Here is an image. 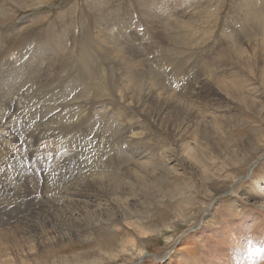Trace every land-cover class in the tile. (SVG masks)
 I'll use <instances>...</instances> for the list:
<instances>
[{"label": "rangeland", "instance_id": "1", "mask_svg": "<svg viewBox=\"0 0 264 264\" xmlns=\"http://www.w3.org/2000/svg\"><path fill=\"white\" fill-rule=\"evenodd\" d=\"M263 42L264 0H0V264H264Z\"/></svg>", "mask_w": 264, "mask_h": 264}, {"label": "bare ground", "instance_id": "2", "mask_svg": "<svg viewBox=\"0 0 264 264\" xmlns=\"http://www.w3.org/2000/svg\"><path fill=\"white\" fill-rule=\"evenodd\" d=\"M177 2H179V1H177ZM156 19H157V18H156ZM167 21H168V20H167ZM233 23H234V22H233ZM179 27H180V26H179ZM144 32H145V31H144ZM184 34H185V33H184ZM187 34H188V33H187ZM187 34H186V35H187ZM245 34H246L247 36L251 37V36H253V35H255V34H258V33H245ZM16 35H17V34H16ZM113 35H114V34H113ZM114 36H116V35H114ZM181 36H182V35H181ZM243 36H244V35H243ZM256 36H257V35H256ZM177 38H178V37H177ZM191 38H192V37H191ZM239 38H240V37H239ZM254 38H255V37H254ZM141 39H142V38H141ZM146 39H147V38H146ZM143 40H144V39H143ZM179 40H180V39H179ZM260 40H261V39H260ZM49 41H50V40H49ZM169 41H170V40H169ZM181 41H182V40H181ZM176 42H177V40H176ZM182 42H183V41H182ZM185 42H186V40H185ZM192 42H193V41H192ZM148 43H149V42H148ZM148 43H146V44H148ZM156 43H157V42H156ZM187 43H188V42H187ZM263 43H264V42H263ZM149 44H150V43H149ZM29 45H30V44H29ZM173 45H174V43H173ZM31 46H32V45H31ZM146 46H147V45H146ZM142 47H143V46H142ZM23 48H25V47H23ZM49 48H50V47H49ZM154 48H155V47H154ZM161 49H162V48H161ZM237 49H238V48H237ZM26 50H27V49H26ZM56 50H57V49H56ZM116 50H117V49H116ZM24 51H25V50H24ZM84 51H85V50H84ZM141 51H142V50H141ZM160 51H162V50H160ZM222 51H223V50H222ZM234 51H235V50H234ZM45 52H46V51H45ZM52 52H53V51H52ZM54 52H55V51H54ZM85 52H86V51H85ZM121 52H122V51H121ZM118 53H119V52H118ZM156 53H157V52H156ZM223 53H224V51H223ZM232 53H233V52H232ZM122 54H123V53H122ZM148 54H149V53H148ZM157 54H158V53H157ZM225 54H226V53H225ZM235 54H236V53H235ZM237 54H238V53H237ZM85 55H86V54H85ZM158 55H159V54H158ZM221 55H222V54H221ZM221 55H220V56H221ZM31 56H32V55H31ZM222 56H224V55H222ZM91 57H92V56H91ZM32 58H33V57H32ZM80 58H81V57H80ZM114 58H115V57H114ZM163 58H164V57H163ZM218 58H219V57H218ZM221 58H222V57H221ZM226 58H227V57H226ZM236 58H237V57H236ZM16 59H17V58H16ZM159 59H160V58H159ZM230 60H231V58H230ZM235 60H236V59H235ZM235 60H234V61H235ZM29 61H30V60H29ZM34 61H35V60H34ZM41 61H43V60H41ZM164 61H165V60H164ZM39 62H40V61H39ZM83 62H84V61H83ZM181 62H182V61H181ZM18 63H19V62H18ZM79 63H80V62H79ZM84 63H85V62H84ZM86 63H87V62H86ZM27 64H28V63H27ZM33 64H34V63H33ZM41 64H42V63H41ZM190 64H191V63H190ZM88 66H89V65H88ZM207 66H208V65H207ZM33 67H34V66H33ZM86 67H87V66H86ZM16 68H17V67H16ZM35 68H36V67H35ZM38 68H39V67H38ZM73 68H74V67H73ZM83 68H85L84 65H83ZM87 68H88V67H87ZM87 68H86V69H87ZM33 69H34V68H33ZM74 69H75V68H74ZM79 69H80V68H79ZM39 70H41V69H39ZM82 70H83V69H82ZM82 70H81V72H82ZM88 70H89V69H88ZM141 70H142V69H141ZM143 70H144V69H143ZM150 70H151V69H150ZM71 71H72V70H71ZM83 71H84V70H83ZM74 72H75V70H74ZM89 72H90V70H89ZM209 72H210V70H209ZM25 73H26V72H25ZM31 73H32V72H31ZM79 73H80V71H79ZM82 73H83V72H82ZM129 74H130V73H129ZM19 75H20V74H19ZM81 75H82V74H81ZM81 75H80V77H81ZM91 75H92V73H91ZM218 75H219V74H218ZM220 75H221V74H220ZM93 76H94V75H93ZM129 76H130V75H129ZM191 76H192V75H191ZM208 76H209V75H208ZM51 77H52V76H51ZM75 77H76V75H75ZM109 77H110V76H109ZM112 77H113V76H112ZM135 77H136V76H135ZM22 78H23V77H22ZM37 78H38V76H37ZM37 78H36V79H37ZM89 78H90V76H89ZM91 78H93V77H91ZM91 78H90V79H91ZM136 78H137V77H136ZM189 78H190V77H189ZM19 79H20V77H19ZM36 79H35V80H36ZM76 79H77V78H76ZM90 79H89V80H90ZM111 79L113 80V78H111ZM209 79H210V78H209ZM214 79H215V78H214ZM66 80H67V79H66ZM126 80H127V79H126ZM128 80H129V79H128ZM134 80H135V79H134ZM207 80H208V79H207ZM64 81H65V80H64ZM71 81H73V80H71ZM93 81H94V80H93ZM95 81H96V80H95ZM110 81H111V80H110ZM123 81H124V80H123ZM22 82H23V81H22ZM73 82H74V81H73ZM124 82H125V81H124ZM126 82H127V81H126ZM214 82H216V81H214ZM26 83H27V82H26ZM34 83H35V82H34ZM120 83H121V80H120ZM134 83H135V82H134ZM134 83H133V84H134ZM67 84H68V83H67ZM73 84H74V83H73ZM108 84H109V83H108ZM110 84H111V83H110ZM115 84H116V83H115ZM40 85H41V84H40ZM64 85H65V83H64ZM71 85H72V84H71ZM85 85H86V83H85ZM127 85H128V84H127ZM127 85H126V86H127ZM129 85H130V83H129ZM135 85H136V84H135ZM138 85H140V84H138ZM220 85H221V84H220ZM41 86H42V85H41ZM62 86H63V85H62ZM65 86H66V85H65ZM74 86H75V84H74ZM90 86H91V85H90ZM106 86H109V85H106ZM111 86H112V85H111ZM152 86H153V85L151 84V87H152ZM218 86H219V85H218ZM218 86H217V87H218ZM21 87H22V86H21ZM36 87H37V86H36ZM42 87H43V86H42ZM121 87H122V86H121ZM130 87H131V86H130ZM220 87H221V86H220ZM43 88H44V87H43ZM75 88H76V87H75ZM106 88H107V87H106ZM109 88H110V86H109ZM111 88H114V87H111ZM152 88H153V87H152ZM68 89H69V88H68ZM82 89H83V88H82ZM126 89H127V88H125V90H126ZM102 90H103V89H102ZM104 90H105V89H104ZM127 90H128V89H127ZM114 91H115V90H114ZM123 91H124V89H123ZM8 92H10V91H8ZM68 92H69V91H68ZM74 92H77V91H74ZM83 92H85V91H83ZM93 92H94V91H93ZM100 92H101V91H100ZM120 92H121V91H120ZM120 92H119V93H120ZM127 92H128V91H127ZM123 93L125 94V92H123ZM57 94H58V93H57ZM68 94H69V93H68ZM75 94H77V93H75ZM80 94L82 95V93H80ZM84 94H85V93H84ZM86 94H87V93H86ZM95 94H96V93H95ZM98 94H99V93H98ZM107 94H108V93H107ZM21 95H23V94H21ZM58 95H59V94H58ZM93 95H94V94H93ZM54 96H56V95H54ZM54 96H53V97H54ZM76 96H77V95H76ZM94 96H95V95H94ZM97 96H99V95H97ZM122 96H123V95H122ZM17 97H19V96H17ZM32 97H33V96H32ZM53 97H52V98H53ZM57 97H59V96H57ZM61 97H62V95H61ZM83 97H84V96H83ZM92 97H93V96H92ZM21 98H22V97H21ZM25 98H26V97H25ZM177 98H178V97H177ZM16 99H17V98H16ZM19 99H20V98H19ZM28 99H29V98H28ZM66 99H67V98H66ZM68 99H70V98H68ZM31 100H32V99H31ZM77 100H78V99H77ZM60 101H61V100H59V102H60ZM74 101H75V100H74ZM110 101H111V100H110ZM181 101H182V100H181ZM27 102H28V101H27ZM63 102H64V101H63ZM189 102H191V101L189 100ZM241 102H242V101H241ZM17 103H18V102H17ZM19 103H20V102H19ZM28 103H29V102H28ZM164 103H165V102H164ZM164 103H163V104H164ZM242 103H243V102H242ZM32 104H33V103H31V105H32ZM167 104H168V102H167ZM189 104H190V103H189ZM243 104H244V103H243ZM23 105H24V103H23ZM33 105H34V104H33ZM42 105H43V104H42ZM42 105H41V107H44V106H42ZM44 105H45V103H44ZM53 105H54V104H53ZM174 105H175V104H174ZM19 106H20V105H19ZM26 106H27V105H26ZM46 106H47V105H46ZM77 106H78V105H77ZM79 106H80V105H79ZM127 106H128V104H127ZM245 106H246V104H245ZM2 107H3V106H2ZM29 107H31V106H29ZM35 107H37V106H35ZM52 107H53V106H52ZM54 107H55V105H54ZM60 107L62 108V106H60ZM75 107H76V106H75ZM81 107H82V106H81ZM174 107H175V106H174ZM26 108H27V107H26ZM45 108H46V107H45ZM61 108H60V109H61ZM20 109H21V108H19V110H20ZM52 109H54V108H52ZM65 109H66V108H65ZM71 109H72V108H71ZM14 110H15V109H14ZM19 110H18V111H19ZM28 110H29V109H28ZM48 110H49V109H48ZM50 110H51V109H50ZM92 110H93V109H92ZM40 111H42V108H41ZM59 111H60V110H59ZM61 111H62V109H61ZM3 112H4V111H3ZM19 112H21V111H19ZM16 113H17V112H16ZM23 113H24V112H23ZM59 113H60V112H59ZM6 114H7V113H6ZM0 115H1V114H0ZM13 115H14V114H13ZM23 115H24V114H23ZM30 115H31V114H30ZM43 115H44V114H43ZM50 115H51V114H50ZM18 116H19V115H18ZM45 116H47V115H45ZM55 116H56V115H55ZM57 116H58V115H57ZM12 117H13V116H12ZM12 117H11V118H12ZM82 117H83V116H82ZM24 118H25V117H24ZM41 118H42V117H41ZM43 118H44V117H43ZM50 118H51V117H50ZM59 118H60V117H59ZM88 118H89V117H88ZM14 119H15V118H14ZM89 119H90V118H89ZM9 120H10V118H9ZM21 120H22V118H21ZM28 120L30 121V118H29ZM28 120H26V121H28ZM41 120H42V119H41ZM47 120H48V119H47ZM52 120H53V119H52ZM56 120H57V119H56ZM96 120H97V119H96ZM115 120H116V119H115ZM125 120L129 121L128 119H125ZM6 121H7V118H6ZM15 121H16V120H15ZM17 121H18V120H17ZM22 121H23V120H22ZM24 121H25V120H24ZM24 121H23V122H24ZM44 121H45V120H44ZM53 121H54V120H53ZM90 121H91V120H90ZM94 121H95V120H94ZM131 121H132V120H131ZM83 122H84V121H83ZM83 122H82V123H83ZM6 123H7V122H6ZM18 123H19V122H17V124H18ZM24 123H25V122H24ZM31 123H32V122H30V124H31ZM49 123H50V122H49ZM51 123H52V122H51ZM53 123H55V122H53ZM82 123H81V124H82ZM36 124H37V123H36ZM43 124H44V123H43ZM78 124H79V123H78ZM81 124H80V125H81ZM19 125H20V124H19ZM21 125H22V124H21ZM23 125H24V124H23ZM28 125H29V124H28ZM28 125H27V126H28ZM47 125H48V124H47ZM115 125H116V124H115ZM3 126H4V125H3ZM27 126H26V127H27ZM82 126H83V125H82ZM121 126H122V125H121ZM132 126H133V125H132ZM8 127H9V126H8ZM21 127H22V126H21ZM32 127H33V126H32ZM35 127H37V125H36V126L34 125L33 128H35ZM46 127H47V126H46ZM57 127H58V126H57ZM61 127H62V126H61ZM76 127H77V126H76ZM115 127H116V126H115ZM124 127H125V126H124ZM10 128H11V127H10ZM24 128H25V126H24ZM27 128H30V126L27 127ZM86 128H87V127H86ZM122 128H123V127H122ZM3 129H4V128H3ZM5 129H6V128H5ZM37 129H39V128H37ZM37 129H36V130H37ZM40 129H41V128H40ZM42 129L44 130L43 127H42ZM42 129H41V130H42ZM46 129H47V128H45V130H46ZM71 129H72V128H71ZM73 129H74V128H73ZM73 129H72V130H73ZM75 129H78V127L75 128ZM75 129H74V130H75ZM84 129H85V128H84ZM0 130H1V129H0ZM13 130H14V129H13ZM15 130H16V129H15ZM49 130H50V129H49ZM79 130H80V129H79ZM115 130H116V129H115ZM119 130H120V129H119ZM218 130H219V129H218ZM8 131H9V130H8ZM38 131H39V130H38ZM46 131H48V129H47ZM46 131H44V132H46ZM57 131L59 132V130H57ZM9 132H10V131H9ZM25 132H26V131H25ZM69 132H70V131H69ZM116 132H117V131H116ZM123 132H124V131H123ZM123 132H122V133H123ZM26 133H27V132H26ZM74 133H75V132H74ZM74 133L71 132L72 135H73ZM84 133H85V132H84ZM113 133H115V132H113ZM2 134H4V133H2ZM7 134H8V133H7ZM7 134H6V135H7ZM59 134H60V133H59ZM85 134H86V133H85ZM106 134H107V133H106ZM120 134H121V133H120ZM125 134H126V133H125ZM24 135H25V134H24ZM78 135H79V134H78ZM83 135H84V134H83ZM127 135H128V134H127ZM196 135H197V134H196ZM99 136H100V135H99ZM125 136H126V135H125ZM8 137H9V135H8ZM10 137H11V136H10ZM10 137H9V138H10ZM39 137H40V136H39ZM73 137H75V136H73ZM83 137H84V136H83ZM107 137H108V136H107ZM196 137H197V136H196ZM43 138H44V137H43ZM99 138H100V137H99ZM140 138H141V137H140ZM13 139H14V138H13ZM16 139H17V138H16ZM86 139H89V138H86ZM107 139H108V138H107ZM113 139H114V138H113ZM116 139H117V138H116ZM125 139H126V138H125ZM134 139H135V138H134ZM136 139H137V137H136ZM8 140H10V139H8ZM28 140H30V139H28ZM28 140H27V142H28ZM46 140H47V139H46ZM114 140H115V139H114ZM73 141H74L75 143H77V141H75V140H73ZM194 141H195V140H194ZM13 142H14V141H13ZM13 142H12V144H13ZM37 142H38V141H37ZM66 142H67V141H66ZM74 142H72V143H74ZM79 142H80V140H79ZM0 143H1V142H0ZM7 143H9V142L6 141V144H7ZM42 143H43V142H42ZM111 143H112V142H111ZM116 143H118V142H116ZM77 144H78V143H77ZM89 144H90V143H89ZM128 144H129V143H128ZM128 144H127V145H128ZM140 144H141V143H140ZM4 145H5V144H4ZM55 145H56V144H55ZM119 145H121V144H119ZM27 146H30V145H27ZM72 146H73V144H72ZM95 146H96V145H95ZM117 146H118V145H117ZM5 147H6V146H5ZM16 147H17V146H16ZM33 147H34V146H33ZM33 147H32V148H33ZM49 147H50V146H49ZM51 147H52V146H51ZM78 147H79V146H77V148H78ZM113 147H114V145H113ZM11 149H12V148H11ZM68 149H69V148H68ZM144 149H145V148H144ZM148 149H149V148H148ZM7 150H8V147H7ZM28 150H29V148H28ZM64 150H65V149H64ZM92 150H93V149H92ZM11 151H12V150H11ZM72 151H73V150H72ZM142 151H143V150H142ZM150 151H151V149H150ZM5 152H6V151H5ZM5 152H3V153H5ZM9 152H10V151H9ZM12 152H13V151H12ZM76 152H77V151H76ZM78 152H79V151H78ZM115 152H116V151H115ZM118 152H119V151H118ZM118 152H116V153H118ZM7 153H8V152H7ZM10 153H11V152H10ZM10 153H9V154H10ZM69 153H70V152H69ZM81 153H82V152H81ZM87 153H88V152H86V154H87ZM5 154H6V153H5ZM59 154H60V153H59ZM2 155H4V154H2ZM2 155H1V156H2ZM15 155H16V154H15ZM80 155H81V154H80ZM97 155H99V154H97ZM118 155H119V154H118ZM118 155H117V156H118ZM128 155H129V154H128ZM188 155H189V154H188ZM188 155H187V156H188ZM5 156H6V155H5ZM78 156H79V154H78ZM81 156H82V155H81ZM93 156H94V155H93ZM103 156H104V155H103ZM115 156H116V155H115ZM13 157H14V156H13ZM64 158H65V157H64ZM74 158H76V157H74ZM74 158H73V159H74ZM78 158H80V157H78ZM91 158H92V157H91ZM101 158H102V157H101ZM123 158H124V157H123ZM5 159H6V158H5ZM71 159H72V158H71ZM120 159H121V158H120ZM129 159H130V158H129ZM140 159H141V158H140ZM35 160H36V159H35ZM62 160H63V159H62ZM79 160H80V159H79ZM97 160H98V159H97ZM99 160H100V157H99ZM105 160H106V159H105ZM124 160H125V159H124ZM130 160H131V159H130ZM74 161H75V159H74ZM81 161H83V160H81ZM103 161H104V160H103ZM112 161H113V159H112ZM122 161H123V160H122ZM122 161H121V162H122ZM65 162H68V161L65 160ZM79 162H80V161H79ZM84 162H85V161H84ZM84 162H83V163H84ZM97 162H98V161H97ZM104 162H107V161H104ZM113 162H116V159H115ZM119 162H120V161H119ZM128 162H130V161H128ZM2 163H3V162H2ZM2 163H1V165H2ZM72 163H73V162H72ZM75 163H77V162H75ZM81 163H82V162H81ZM83 163H82V164H83ZM85 163H86V162H85ZM85 163H84V164H85ZM124 163H125V161H124ZM131 163H132V162H131ZM140 163H141V162H140ZM7 164H8V163H7ZM65 164H66V163H65ZM94 164H95V163H94ZM111 164H112V163H111ZM116 164H117V162H116ZM116 164H112V165L114 166V165H116ZM125 164H126V163H125ZM125 164H124V166H125ZM137 164H138V163H137ZM5 165H6V164H5ZM68 165H69V164H68ZM77 165H78V164H77ZM77 165H76V166H77ZM100 165H101V164H100ZM118 165H119V163H118ZM127 165H128V163H127ZM3 166H4V165H3ZM71 166H74V165L71 164ZM81 166H82V165H81ZM95 166H96V165H95ZM97 166H98V165H97ZM97 166H96V168H98ZM121 166H122V165H121ZM134 166H135V165H134ZM61 167H62V166H60V169H61ZM64 167H65V166H64ZM110 167H111V166H110ZM119 167H120V165H119ZM125 167H126V166H125ZM137 167H138V166H137ZM3 168H5V167H3ZM68 168H69V167H68ZM73 168H74V167H73ZM76 168H77V167H76ZM81 168H82V167H81ZM112 168H113V167H112ZM115 168H116V167H115ZM123 168H124V167H123ZM128 168H129V167H128ZM10 169H11V168H10ZM16 169H17V168H16ZM64 169H65V168H64ZM83 169L85 170L84 167H83ZM106 169H107V168H106ZM110 169H111V168H110ZM124 169H125V168H124ZM4 170H6V169H4ZM13 170H14V169H13ZM18 170L20 171V169H18ZM67 170H68V169H67ZM78 170H79V169H78ZM78 170H76V171L78 172ZM80 170H82V169H80ZM90 170H91V169H90ZM116 170H117V169H116ZM119 170H120V169H119ZM131 170H132V169H131ZM140 170H141V169H140ZM11 171H12V170H11ZM59 171H60V170H59ZM72 171H73V169H72ZM74 171H75V170H74ZM91 171H92V170H91ZM54 172H55V171H54ZM60 172H62V171H60ZM60 172H59V174H60ZM70 172H71V171H70ZM79 172H80V171H79ZM131 172H132V171H131ZM50 173H51V172H50ZM122 173H123V172H122ZM2 174H4V173H2ZM51 174H52V173H51ZM61 174H63V173H61ZM68 174H69V173H68ZM134 174H135V173H134ZM57 175H58V174H56L55 176H57ZM85 175H87V174L85 173ZM4 176H5V175H4ZM4 176H2V177H4ZM12 176H13V175H12ZM32 176H33V175H32ZM32 176H31V178H33ZM55 176H54V177H55ZM63 176L65 177V172H64ZM66 176H67V175H66ZM72 176H74V175H72ZM82 176H83V175H82ZM82 176H80V177H82ZM130 176H131V173H130ZM138 176H139V175H138ZM0 177H1V176H0ZM5 177H6V176H5ZM5 177H4V178H5ZM25 177H26V176H25ZM45 177H46V176H45ZM47 177H48V176H47ZM57 177H59V176H57ZM61 177H62V176H61ZM111 177H112V176H111ZM123 177H124V176H123ZM14 178H16V177H14ZM71 178H73V177H71ZM74 178H75V176H74ZM77 178H78V177L76 176V179H77ZM89 178H90V177H89ZM95 178H96V177H95ZM134 178H135V177H134ZM0 179H1V178H0ZM58 179H59V178H58ZM61 179H64V178H60V180H61ZM67 179L69 180V178H67ZM67 179H65V180H66L65 183L67 182ZM78 179H79V178H78ZM78 179H77V180H78ZM81 179H83V178H81ZM20 180H21V179H20ZM84 180H85V179H83V180H80V179H79L78 181H79V182H80V181L82 182V181H84ZM88 180H89V179H88ZM102 180H103V179H102ZM120 180L123 181V179H120ZM124 180H125V179H124ZM127 180H128V179H127ZM0 181H1V180H0ZM11 181H12V180H11ZM22 181H24V180L22 179ZM30 181H31V180H30ZM56 181H57V180H56ZM61 181H62V180H61ZM71 181H72V180H71ZM85 181H86V180H85ZM99 181H100V180H99ZM104 181H105V180H104ZM45 182H47V179H46ZM63 182H64V180H63ZM63 182H61V183H63ZM75 182H77V181H75ZM81 182H80V183H81ZM126 182H127V181H126ZM131 182H132V181H131ZM15 183H16V182H15ZM18 183H19V181H18ZM35 183H36V182H35ZM35 183H34V184H35ZM37 183H38V182H37ZM48 183H49V182H48ZM53 183H55V182H53ZM59 183H60V182H59ZM59 183H58V185H59ZM80 183L77 182V184H80ZM88 183H89V182H88ZM101 183H102V182H101ZM127 183H128V182H127ZM2 184H3V183H2ZM22 184H23V183H22ZM22 184L19 183V185H21V186H22ZM38 184H39V183H38ZM46 184H47V183H46ZM56 184H57V183H56ZM69 184H70V183H69ZM84 184H85V183H83V185H84ZM89 184H90V183H89ZM104 184H105V183H104ZM0 185H1V184H0ZM51 185H52V184H51ZM92 185H93V184H92ZM129 185H130V184H129ZM27 186H28V185H27ZM38 186H39V185H38ZM43 186H45V185H43ZM53 186H54V184H53ZM59 186H60V185H59ZM64 186H65V185H64ZM64 186H61V188L64 187ZM67 186H68V185H67ZM81 186H82V184H81ZM107 186H108V185H107ZM6 187H7V186H6ZM9 187H10V186H9ZM56 187H58V186H56ZM65 187H66V186H65ZM72 187H73V186H72ZM18 188H19V187H18ZM18 188H17V189H18ZM25 188H26V187H25ZM30 188H31V187H30ZM45 188H47V186H46ZM51 188L53 189V187H51ZM54 188H55V187H54ZM69 188H70V187H69ZM76 188H78V187H76ZM100 188H101V187H100ZM105 188H106V187H105ZM2 189H3V187H2ZM13 189H14V187H13ZM22 189H23V188H22ZM27 189H28V188H27ZM47 189H48V188H47ZM5 190H6V189H5ZM64 190H65V189H64ZM66 190H67V189H66ZM69 190H71V189H69ZM74 190H75V189H74ZM76 190H77V189H76ZM99 190H100V189H99ZM17 191H18V190H17ZM19 191L22 192L21 190H19ZM28 191H29V190H28ZM57 191H58V190H57ZM59 191H60V190H59ZM2 192H3V191H2ZM2 192H1V193H2ZM23 192H24V191H23ZM47 192H48V191H47ZM54 192H55V191H54ZM7 193H8V192H7ZM7 193H6V194H7ZM10 193H11V192H10ZM15 193H16V190H15ZM17 193H18V192H17ZM24 193H25V192H24ZM57 193H58V192H57ZM8 194H9V193H8ZM13 194H14V192H13ZM25 194H26V193H25ZM25 194H24V195H25ZM51 194H52V193H51ZM61 194H62V192H61ZM65 194H66V193H65ZM67 194H70V192H68ZM72 194H73V193H72ZM78 194H79V193H78ZM87 194H88V193H87ZM0 195H1V194H0ZM22 195H23V194H22ZM22 195H21V197H22ZM52 195H53V194H52ZM74 195H75V194H74ZM2 196H3V195H2ZM70 196H71V195H70ZM83 196H84V195H83ZM10 197H12V196H10ZM18 197H20V196H18ZM21 197H20V198H21ZM23 197H24V196H23ZM33 197H34V196H33ZM14 198H16V197L14 196ZM28 198H29V197H28ZM34 198H35V197H34ZM64 198H65V197H64ZM0 199H2V198H0ZM21 199H23V198H21ZM49 199H52V198H49ZM58 199H59V198H58ZM30 200H31V199H30ZM72 200H73V199H72ZM28 201H29V200H28ZM36 201H37V200H36ZM50 201H52V200H50ZM50 201H49V202H50ZM69 201H70V200H69ZM1 202H2V201H1ZM9 202H10V201H9ZM11 202L15 203V202L12 201V200H11ZM29 202H30V201H29ZM31 202H32V201H31ZM37 202L39 203V201H37ZM210 202H211V201H210ZM7 203H8V202H7ZM7 203H6V204H7ZM17 203H19V202H17ZM17 203H16V204H17ZM24 203H25V202H24ZM53 203H54V202H53ZM64 203H65V201H64ZM75 203H76V202H75ZM77 203H78V202H77ZM80 203H81V202H80ZM34 204H35V202H34ZM46 204H47V203H46ZM49 204H50V203H49ZM55 204H56V203H55ZM55 204H54V205H55ZM60 204H61V203H60ZM7 205H8V204H7ZM27 205H28V204H27ZM38 205H39V204H38ZM51 205H53V204H51ZM68 205H69V204H68ZM20 206H21V205H20ZM20 206H19V207H20ZM48 206H49V205H48ZM55 206H56V205H55ZM257 206H258V205H257ZM14 207H15V206H14ZM14 207H13V208H14ZM41 207H42V206H41ZM263 207H264V205H263ZM25 208H26V207H25ZM25 208H24V210H25ZM47 208H48V207H47ZM3 209H4V208H3ZM14 209H15V208H14ZM16 209H17V208H16ZM20 209H21V208H20ZM27 209H28V208H27ZM35 209H36V208H34V210H35ZM67 209H68V208H67ZM257 209H258V208H257ZM17 210H18V209H17ZM7 211H8V210H7ZM7 211H6V212H7ZM12 211H14V210L12 209ZM19 211H20V210H19ZM19 211H18V213H19ZM2 212H3V211H2ZM9 212H10V211H8V213H9ZM21 212H22V211H21ZM23 212H24V211H23ZM23 212H22V213H23ZM229 212H230V211H229ZM0 213H1V212H0ZM11 213H12V212H11ZM22 213H20V214H22ZM4 214H5V213H4ZM16 214H17V213H16ZM16 214H15V216H16ZM0 216H1V214H0ZM13 216H14V214H13ZM24 216H25V215H24ZM26 216H27V215H26ZM233 216H234V215H233ZM252 217H253V216H252ZM2 218H3V216H2ZM23 218H24V217H23ZM7 219H8V217H7ZM15 219H16V218H15ZM15 219H14V220H15ZM24 219H25V218H24ZM24 219H23V220H24ZM230 219H231V218H230ZM255 219H256V218H255ZM19 220H20V219H18V221H19ZM251 221H252V220H251ZM4 223H5V221H4ZM18 223H20V222H18ZM6 224H7V223H6ZM202 225H203V224H202ZM226 226H227V225H226ZM263 227H264V226H263ZM253 229H254V228H253ZM249 231H250V230H249ZM247 234H248V233H247ZM263 235H264V234H263ZM13 239H14V238H13ZM228 254H229V253H228ZM2 258H3V257H2ZM172 258H173V257H172ZM172 258L170 257V259H172ZM226 258H227V257H226ZM225 264H229V262H226ZM230 264H231V261H230ZM258 264H259V263H258Z\"/></svg>", "mask_w": 264, "mask_h": 264}]
</instances>
